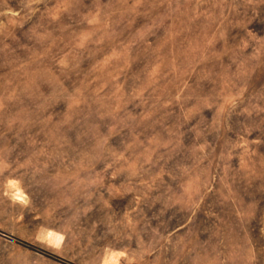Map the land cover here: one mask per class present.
Returning a JSON list of instances; mask_svg holds the SVG:
<instances>
[{
    "label": "rangeland",
    "instance_id": "1",
    "mask_svg": "<svg viewBox=\"0 0 264 264\" xmlns=\"http://www.w3.org/2000/svg\"><path fill=\"white\" fill-rule=\"evenodd\" d=\"M0 264H264V0H0Z\"/></svg>",
    "mask_w": 264,
    "mask_h": 264
}]
</instances>
